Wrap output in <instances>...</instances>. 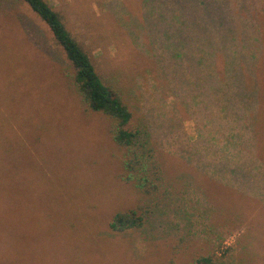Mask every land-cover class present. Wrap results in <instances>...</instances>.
<instances>
[{
    "label": "rangeland",
    "instance_id": "1",
    "mask_svg": "<svg viewBox=\"0 0 264 264\" xmlns=\"http://www.w3.org/2000/svg\"><path fill=\"white\" fill-rule=\"evenodd\" d=\"M45 1L127 104L129 128L145 133L159 191L122 179L110 118L84 110L47 25L24 1L0 0V264H193L212 252L225 264H264V123L238 134L241 151L224 139L246 121L207 107L189 85L193 65L166 48L164 10ZM218 3L242 9L238 19L264 43V0ZM212 20L199 22L212 29ZM130 209L142 226L111 230L113 215Z\"/></svg>",
    "mask_w": 264,
    "mask_h": 264
},
{
    "label": "trees",
    "instance_id": "2",
    "mask_svg": "<svg viewBox=\"0 0 264 264\" xmlns=\"http://www.w3.org/2000/svg\"><path fill=\"white\" fill-rule=\"evenodd\" d=\"M22 1L47 25L70 62L73 71L68 72L67 76L84 105V110L102 113L110 118L109 132L122 152V179L131 183L142 194L157 193L161 176L159 164L145 133L139 127L129 128L132 113L127 104L117 92L102 82L90 57L53 7L45 0ZM143 2L152 16H159L163 10L166 12L168 30L165 34L173 38L166 44V48L174 56L189 59H186L189 61L187 63L193 65L188 67L191 70L189 73H193L195 78L187 81L189 85L194 83L192 87L202 90L200 93L210 101V104L206 102V106L211 105L212 110L217 108L226 115L227 110L231 109L228 113L245 119V126L239 127L237 134L223 136L231 146L238 147L241 151L240 141L243 137L238 134H256V122L260 129L264 123V43L260 45L258 40H261L249 30L245 22L238 19L240 16L244 18V11L231 10L230 6L224 4L216 5V0ZM189 12L194 17L197 16V19L188 20L186 15ZM204 17L213 18L211 23L216 26L211 29L205 23L201 25L199 19ZM196 97L195 95L194 98ZM234 105L242 110V115L232 111ZM219 130L222 131V127ZM143 223V213L130 209L116 212L109 227L121 232L139 228ZM193 264L225 262L212 252L196 257Z\"/></svg>",
    "mask_w": 264,
    "mask_h": 264
}]
</instances>
